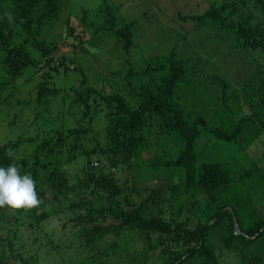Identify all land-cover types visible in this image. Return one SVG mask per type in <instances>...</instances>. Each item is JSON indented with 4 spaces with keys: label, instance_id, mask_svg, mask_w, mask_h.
Returning <instances> with one entry per match:
<instances>
[{
    "label": "trees",
    "instance_id": "1",
    "mask_svg": "<svg viewBox=\"0 0 264 264\" xmlns=\"http://www.w3.org/2000/svg\"><path fill=\"white\" fill-rule=\"evenodd\" d=\"M125 1L101 0L99 23L85 11L79 21L63 12L59 40L73 52L88 41L82 31L110 33L128 55L135 22L120 18ZM206 1L204 11L198 3L199 12L171 14L170 26L192 24L182 40L194 44L201 25L212 31H204L203 43L218 51L221 42L228 52L264 50V0ZM61 2L0 0V120L12 117L0 132V167L16 165L22 175L31 174L39 199L15 214L0 207V264H111L123 255L135 264H221L211 239L243 256L264 239V66L232 95L222 77H202L220 87L221 106L209 120L190 117L177 102V90L193 78L187 76L190 60L174 51L170 60H153L157 67L125 59L124 69L103 80L85 77L61 88L59 69L78 68L65 55L56 61L58 46L44 38L66 11ZM37 73L42 76L35 80ZM33 90L34 102L21 97L24 91L33 98ZM47 99L62 110V120L41 110ZM24 109L33 120L21 132L15 125ZM214 137L228 145L231 161L205 153ZM52 218L65 234L73 231L77 246H65L76 252L71 259L59 257L60 242L45 237L43 224ZM130 234L144 245L140 260L124 249ZM23 241L36 253L25 255Z\"/></svg>",
    "mask_w": 264,
    "mask_h": 264
},
{
    "label": "rangeland",
    "instance_id": "2",
    "mask_svg": "<svg viewBox=\"0 0 264 264\" xmlns=\"http://www.w3.org/2000/svg\"><path fill=\"white\" fill-rule=\"evenodd\" d=\"M125 1V0H124ZM65 4V10H62L60 15V21L55 22L50 26L49 29L52 30L50 36L45 35L44 38L46 41H52L53 44L58 46V53L53 55V58L58 61L60 57L67 56L69 61L77 62L78 68L76 71L67 70L63 68L59 69V77L57 85L61 88L67 89L69 86H73L77 80L82 78H88L89 80H103L107 78L110 74L113 73V70L124 69V60H142V63L151 64L154 67H157L158 64L153 60H170V52H175L177 58L183 60H190L187 64L189 68L188 77L193 78L189 83H182L180 88L177 90V102L183 105L186 109V112L190 117L195 116H204L206 119H210L212 116V111L219 110L221 106V97H220V87L211 80L204 81L202 77H212L213 75H218L222 77L223 80L228 84L229 94L232 95L235 91L242 89L245 85L250 84L251 76L255 72V69L258 65L264 66V50H242V49H233L227 51V42H221L222 51H218L213 48V43L207 41L203 43L204 31L207 33L209 30L206 26L202 27L201 25L195 27V36L196 41L194 44H187L182 40L184 29H190L192 24L184 26V24L178 22L179 25L176 27L170 26L168 22L172 19L177 10L187 11L188 13L199 12V8L196 6L198 3L203 6V11L207 8L208 3L206 0H131L127 1L128 3L123 4L119 9L121 20L135 22V27L132 30L134 45L131 48L129 54L127 55L121 50L120 43L113 37L110 33H97L93 30L89 32L82 31L81 33L85 36H88V41L81 46L73 50L68 45L66 41L59 40V35L62 34L64 29V24L60 25V22L66 17L65 13H71L72 16H75L79 21L83 12L87 14V19H91L99 23V20L96 16L97 11L100 9L101 0H62L61 6ZM167 3V5H166ZM160 5V6H159ZM159 6V7H158ZM125 10L123 11V9ZM166 7H169L168 13L161 15L160 11H165ZM75 20L74 17H72ZM63 27V28H62ZM171 28L173 30H171ZM80 30H85V27L80 25ZM262 31L264 33V26H262ZM86 32V34H85ZM199 40V41H198ZM201 41V42H200ZM51 42V43H52ZM198 42H200L198 44ZM202 44V45H201ZM218 46V45H217ZM72 52V53H71ZM228 52V53H226ZM196 60H206L208 63L206 66L201 64L200 66L194 65L197 62ZM199 67L196 71L191 69L192 66ZM191 66V67H190ZM56 75V74H55ZM42 76L41 73H37L35 80H38ZM201 80L202 84L198 83L195 80ZM213 83V84H212ZM36 90H33V98H30L27 93L24 91L21 92V97L24 99H32V102L35 100ZM180 98V99H179ZM48 99L43 102V109L54 111L53 115L50 118H57L56 121L62 120L64 117L62 114L56 112L57 105L48 102ZM28 110V109H27ZM15 112L9 109L8 114L13 116ZM19 119L16 121V127L21 129V132L24 131V127H27L28 124L33 120L30 115H26V110L24 109L22 113H18ZM38 118L40 119V115ZM1 118V117H0ZM12 118V117H11ZM11 118H7L3 121V126L0 127V132L2 133V128L6 127L8 121L10 122ZM0 120V121H1ZM19 121V122H18ZM18 122V123H17ZM23 128H21V127ZM206 139V138H205ZM208 142V138L206 139ZM204 144V141H202ZM207 144L206 149L208 154L212 152L216 155L214 159H223L225 164L228 161H231L229 158H225V152L229 150L228 145L223 143L217 138H212ZM176 151V147H172ZM212 151V152H210ZM227 153H229L227 151ZM208 154H204L207 156ZM145 155V154H144ZM143 155V156H144ZM147 158L151 157L150 153H146ZM160 185L167 184V180L163 182L160 181ZM16 209H12V213ZM61 224L55 218L49 219L43 224V231L45 237L53 240V243L56 245L57 241L60 242L56 245L59 257L62 258H73L76 254L74 250H65L67 244H75L77 246V241L73 236H69L73 231L65 234L61 228ZM48 241V240H47ZM215 244L216 253L219 257L221 264H264V239L254 244L250 245L247 250H245L243 256H235L221 250L216 246V242L211 239ZM22 242V241H21ZM123 246L126 252L129 255L135 257L136 260H140L141 256L144 254L141 252L144 245L140 243L133 234L125 237L122 240ZM28 247L25 248L22 246V252L28 257L31 254L36 253L34 247H31L30 244H27L23 241ZM124 252V251H123ZM125 253V252H124ZM127 256H122V259L113 261L111 264H135L131 263ZM125 258V259H124ZM31 260V259H30ZM96 261H89L88 264H97ZM63 262L62 264H66ZM158 263V262H157ZM154 263V264H157ZM151 264V263H150Z\"/></svg>",
    "mask_w": 264,
    "mask_h": 264
},
{
    "label": "clouds",
    "instance_id": "3",
    "mask_svg": "<svg viewBox=\"0 0 264 264\" xmlns=\"http://www.w3.org/2000/svg\"><path fill=\"white\" fill-rule=\"evenodd\" d=\"M39 203L31 174H21L16 165L0 167V207L31 208Z\"/></svg>",
    "mask_w": 264,
    "mask_h": 264
},
{
    "label": "water",
    "instance_id": "4",
    "mask_svg": "<svg viewBox=\"0 0 264 264\" xmlns=\"http://www.w3.org/2000/svg\"><path fill=\"white\" fill-rule=\"evenodd\" d=\"M230 210H231V209H230ZM234 222H235V220H234ZM211 223H212V222H211ZM211 223H210V224H211ZM238 232H239V231H238Z\"/></svg>",
    "mask_w": 264,
    "mask_h": 264
}]
</instances>
